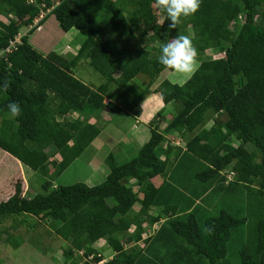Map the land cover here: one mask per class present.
<instances>
[{
	"label": "trees",
	"instance_id": "1",
	"mask_svg": "<svg viewBox=\"0 0 264 264\" xmlns=\"http://www.w3.org/2000/svg\"><path fill=\"white\" fill-rule=\"evenodd\" d=\"M42 1L52 3L0 0V51L20 35V42L0 55V152L38 178L26 188L16 181L0 200V241L17 247L20 241L12 239L5 222L28 227L30 221L33 228L48 225L64 240L54 252L45 250L57 264H264V0H201L198 11L176 29H169L154 0H58L51 14L59 27L83 36L70 58L54 49L42 54L30 43L44 19L20 34ZM177 35L191 39L198 65L182 84L159 82L163 107L149 121V138L136 154L118 163L108 153V172L98 184H53L100 133L97 120H91L103 108L110 114L135 110L167 69L158 63L162 45ZM81 61L104 81L85 83L75 73ZM138 74L144 76L143 88L131 108H122L115 91ZM10 102L21 106L15 118ZM184 161L201 165L191 172L204 183L196 200L209 190L243 187L245 215L222 207L202 228L193 197L177 213L162 204V186L152 179L168 177L169 166ZM161 219L164 223L148 233ZM242 224L245 239L231 263L228 242ZM100 240L114 251L106 261L96 246ZM174 243L177 247L162 253Z\"/></svg>",
	"mask_w": 264,
	"mask_h": 264
},
{
	"label": "rangeland",
	"instance_id": "2",
	"mask_svg": "<svg viewBox=\"0 0 264 264\" xmlns=\"http://www.w3.org/2000/svg\"><path fill=\"white\" fill-rule=\"evenodd\" d=\"M1 18L3 20H6V17L4 16H2ZM161 19H162V15L161 16L159 15L158 20L161 21ZM24 30H28V26L22 27L20 29V33L25 32ZM69 32L70 34L74 33V35L69 34V36L71 37L69 36L66 37L64 36V33L62 31L56 33L53 29H50L47 32L49 33L50 38L56 39L57 42L59 43L58 46L54 47V50H57L58 52L62 53V55L68 58L73 56L76 47H78V43L81 42L83 39V36L76 29L73 28ZM145 39H147V37H145ZM66 43L69 46L68 50L63 48V45ZM197 65H198V61L195 59L194 69L197 67ZM76 71H78L77 72L78 76L85 83L91 85H98L99 83L104 81L103 77L92 67H90L86 61L79 62ZM190 75L191 73L183 74V73H177L175 71L170 72L167 69L150 86V89L153 90V88H156L160 80L165 78H167L169 81L173 83L182 84ZM142 81H145L144 76L142 77L141 74H138L134 79L129 81L124 87L120 88L118 91H115L116 93L114 100L117 102V104H120L122 108H124L125 105L127 104L129 106L128 109L131 108L132 103L135 100L134 98L135 94H138L140 90L143 88L141 87ZM160 104H162L160 95L159 97L145 96L144 98L141 99V101L139 102V104L136 106L135 109L141 111V109L143 108L142 106H149L148 107L149 109L147 111H150L151 109L153 110V112H151L148 115V117L151 120L155 115L154 113L155 109H157L160 106ZM168 110L169 111H166V113L170 112L171 114L172 108L168 107ZM105 111H103L102 114H105ZM132 112L129 110L122 109L118 113L110 114L112 120L108 123V125L105 124V126L107 127L104 128L103 132L99 135L98 141L101 144L104 143V146H110L112 148L115 146L112 151H116L117 150L116 136L121 134V132L123 133V131H125V133L122 135V137L119 140L120 142H123L125 140L127 141L130 140L131 138L130 126L132 125V123H134L135 120L134 119L135 115L133 116L131 114ZM166 118H170V115H167ZM103 123L106 122L104 121ZM164 125H165V121L161 123V126ZM112 138L116 140H111ZM177 142H179V144L181 145L183 143V140L179 138L177 139ZM127 145L128 142H126L123 147V149L126 152L129 148V146ZM126 155H128V153H126ZM86 158H87V153L85 151L76 159V161L72 162L59 176H57L54 179L53 184L69 185L75 182L86 181V179H84V174L86 173L87 170V165L85 161ZM188 158L189 157L187 155L186 159L189 161ZM104 166L107 171L108 167L105 163ZM200 167L201 165L199 161H190V162L184 161V166L180 164L169 166L167 171L168 172L167 175L169 178L165 176L166 181H164L165 177L162 176L154 177L152 180L157 185L160 184V186H162L161 188L162 204H164V202H168V204L173 205L176 208L175 213H177V208L178 209L185 208L189 197H193L195 199L196 195L199 194L201 188L204 186V183L196 181L191 176V172L193 173V171L197 170ZM30 175H31V171L25 169V167L19 161H16L12 157H9L5 152H0V200H4L12 192L13 185L16 181H20L22 184H24V188H26V185H28L30 182H33L34 184L37 185L38 178L36 176H33V178H31ZM102 175H103L102 173L98 172L99 178L97 180H94L95 184L100 183L105 178V176ZM180 175H181V179H180ZM228 181L229 180H224L223 182L227 183ZM215 191L213 190L211 192L209 190L208 194L206 195L202 194L200 197L197 198V201L194 202L197 205V207L194 208H195V212L197 213L198 222L202 228L204 226V219L208 216L216 215L218 210L222 207L228 209L235 216H242L245 215L246 213L245 210L246 199H245V192L243 187H237V189H234L232 191H227L226 193L223 191L219 192V190H217L216 192ZM156 210H159V208H157ZM181 214L182 212L178 216L182 217ZM30 220L32 222L37 221L36 219L35 220L30 219ZM28 223H30V221H27L28 227H26V223H20L18 220L16 221L8 220L5 222V226L8 228L9 232L13 234L14 238L12 239H17L18 241H20V244L17 247H12L9 244V242L0 241V264H57V262L50 259L52 255L50 256L49 253L45 254V250H47V252L49 251L50 253L54 252V250L60 248L58 244L63 243V245H65L64 240L62 241L53 232V230L48 228V225L40 223L35 225V228H33L30 226L31 224ZM163 223L164 221H162V224ZM167 225L168 223L166 222L165 226ZM156 226L157 227H153V226L147 227L148 232L151 233L152 231L159 228L158 225ZM246 227H247L246 224H242L236 229H234L232 237L228 242L227 258L230 260L231 263L237 261V250L242 244L243 240L245 239ZM3 237H5V235H3ZM175 237L177 240L176 235ZM97 244H98L96 245L97 249L104 258L102 261H106L108 258H111V256H113L114 251L109 246H107L104 240L98 241ZM140 245H142V243H140ZM155 246L157 245L155 244ZM175 247H177V243H174V245L173 244L168 245V247L165 246V248L163 247L161 251L163 253L165 250Z\"/></svg>",
	"mask_w": 264,
	"mask_h": 264
},
{
	"label": "crops",
	"instance_id": "3",
	"mask_svg": "<svg viewBox=\"0 0 264 264\" xmlns=\"http://www.w3.org/2000/svg\"><path fill=\"white\" fill-rule=\"evenodd\" d=\"M58 25H59L58 21L56 20V18L53 14L47 15L46 18L44 19L43 23L41 24L40 28L35 29L37 31H33V33H31L29 35L30 43L40 53L47 54L50 50L54 49L55 46L59 45L57 40L50 38L49 33H47L50 29H53L56 33H59V31H62L64 33V36H66V37L69 36V32L63 31L61 28L58 27ZM24 31L26 32V30H24ZM45 31H47V32H45ZM25 32H22L21 34H24ZM69 37H71V36H69ZM35 43H36V45H35ZM66 44L63 45L64 49H65ZM165 70H167V69H165ZM165 70L163 72H165ZM163 72H161V74ZM170 72H172V71H170ZM75 73H77V71ZM161 74H159L158 77H160ZM168 76H169V74H168ZM156 88H153V90L149 88V93H147L146 97H149V96L159 97V94L156 92ZM142 107L143 108L141 109V111H138L137 109L133 110V112L131 111L132 112L131 114L133 116L135 115V117H134L135 120H134V123H132V125L130 126V134H131L130 140H128V141L125 140L123 142L119 141L120 138L122 137V135L125 133V131H123V133L121 132V134L116 136V138H117V150L116 151H112L115 146L113 148L110 146H104V143L101 144L98 141L99 135L103 132L104 128L107 127V126H105V124L108 125V123L112 120L111 116H110V112H108L107 110L105 111V109L103 108L98 113V117L91 120L92 122L97 120V123L100 126V133L92 140V142L81 153V154H83L85 151L87 153V158L85 161H86L88 171L86 170V173L84 174V179H86V181H84V182L87 185H94L95 184L94 180H97L99 178L98 172L102 173L103 174L102 176H106L108 170L106 171V169H105L104 159L108 153H112L115 160L118 163L125 162L130 157H132L136 153V151H138L139 147L149 138L150 132H149L148 123H149L150 118L148 117V115L151 112H153V110L151 109L150 111H147L149 109L148 108L149 106H142ZM161 107H163V103L160 104V106L157 109H155V112L158 111ZM103 111H105V114H102ZM167 115H170V114L167 113L166 117H167ZM104 121L106 123H103ZM161 127H163V126H161ZM111 140H116V139L112 138ZM174 140H175V142H177L176 138ZM126 142H128L127 146H129L127 152L123 149ZM130 149H131V151H130ZM126 153H128V155H126ZM76 159L74 161H76ZM162 221H163V219H161L159 222L154 223L152 226L157 227L156 225L159 226L162 223Z\"/></svg>",
	"mask_w": 264,
	"mask_h": 264
},
{
	"label": "clouds",
	"instance_id": "4",
	"mask_svg": "<svg viewBox=\"0 0 264 264\" xmlns=\"http://www.w3.org/2000/svg\"><path fill=\"white\" fill-rule=\"evenodd\" d=\"M200 3L201 0H154L153 6L158 11L166 14V19L170 21L169 29H176L182 18H188L198 11ZM163 23L164 21H161V25ZM196 56L197 50L191 39L186 35H177L162 45L158 63L177 73L190 74L194 71ZM8 86V82L5 81L3 88L7 90ZM8 109L12 118L19 116L21 113V106L17 102H10Z\"/></svg>",
	"mask_w": 264,
	"mask_h": 264
},
{
	"label": "built area",
	"instance_id": "5",
	"mask_svg": "<svg viewBox=\"0 0 264 264\" xmlns=\"http://www.w3.org/2000/svg\"><path fill=\"white\" fill-rule=\"evenodd\" d=\"M35 2V0H29V2ZM52 1L50 6H46V3L44 1L42 2H37V6L39 7V12L37 14V16L33 19L32 23L30 25H28V28L32 27L35 24H39L40 20L45 18L47 15H49L52 11V9L59 3L58 0H50ZM40 28V25L37 26V29ZM20 35H17V37L13 40L10 41V44L3 50L0 51V55L3 53H7L10 52V50H12L15 47V44L17 42H20L19 40ZM66 49H69V46L66 44L65 45Z\"/></svg>",
	"mask_w": 264,
	"mask_h": 264
}]
</instances>
